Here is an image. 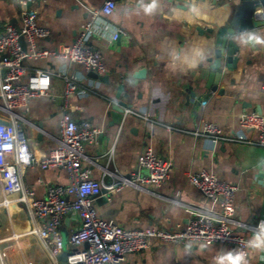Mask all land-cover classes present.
<instances>
[{
  "label": "crops",
  "instance_id": "1",
  "mask_svg": "<svg viewBox=\"0 0 264 264\" xmlns=\"http://www.w3.org/2000/svg\"><path fill=\"white\" fill-rule=\"evenodd\" d=\"M104 0H34L29 6L38 13V23L51 34L37 38L38 49L57 50L72 45ZM241 0H118L113 14L106 18L102 34H93L88 45L102 52L109 82L94 78L83 64L49 55L26 57L32 68L78 76L83 87L70 96L77 120H87L100 129L96 142L86 145L83 165L100 179L102 166L133 177L147 175L140 169L139 156L146 148L170 160V176L161 186L138 182L120 190L111 199H95L97 215L126 229L159 228L175 230L185 226L194 212L211 207V202L190 182L189 174L208 169L220 180L238 186L234 231L250 243L249 255L237 260L236 248L222 243L171 242L157 238L148 248L131 253L124 264H264V234L253 229L264 218V147L259 133L243 130L246 112L264 114V25L230 37L236 44L237 64H224L223 94L206 88L208 58L215 48L216 32L230 26ZM104 22V21H103ZM98 20V24L103 23ZM22 26L20 0H0V34L6 26ZM127 35L111 41L115 28ZM30 53L31 47L22 42ZM148 69L147 78L135 84L132 74ZM123 82L124 93L116 91ZM63 79L52 77V91L61 92ZM132 107L121 112L120 102ZM60 99L51 95L30 99L28 112L16 110L24 118L30 147L46 154L59 145L63 115ZM0 116H7L0 111ZM205 121L223 130L224 139L214 145L202 134ZM171 127V128H169ZM239 134L246 139L237 140ZM234 138V139H233ZM99 158L98 163L92 160ZM136 178V177H133ZM24 185L36 197L44 198L52 184L71 182L65 168L30 167L23 175ZM0 191V264H60L32 230L31 214L16 195L4 203ZM80 225L69 212L60 229L64 250L75 246L70 237Z\"/></svg>",
  "mask_w": 264,
  "mask_h": 264
},
{
  "label": "built area",
  "instance_id": "2",
  "mask_svg": "<svg viewBox=\"0 0 264 264\" xmlns=\"http://www.w3.org/2000/svg\"><path fill=\"white\" fill-rule=\"evenodd\" d=\"M33 1L20 0L22 26L18 28L9 24L0 34V111L7 114L0 116V191L5 197L2 201L5 203L9 195L17 196V201L24 204L36 224L32 230L43 240L55 260L64 250L60 232L64 219L69 212L75 213L80 225L71 233L70 242L75 247L69 251L68 264H124L129 254L148 248L152 238L207 245L228 244L236 248L235 259L248 256L249 241L231 226L236 212L238 186L220 180L206 168L190 173L189 180L210 200L211 207L194 212L185 226L175 230L126 229L97 215L94 207L96 198L106 195L111 199L126 186L138 182L161 186L170 176L172 163L159 157L149 147L140 154L138 161L140 169H147V175L140 176L137 172L133 176L136 178H128L108 166H102V177H93L92 169L84 166L83 162L87 158L86 145L96 142L100 129L87 120L75 119L72 114L79 107L72 106L70 96L83 87L78 76L32 68L25 63V59L30 55L34 58L53 55L105 75L107 68L102 52L89 46L88 41L93 34L104 33L106 18L115 12L118 0H104L101 8L92 11V20L84 26L77 40L57 50L37 48V38L48 37L51 31L38 23L37 11L29 6ZM259 12L264 19L263 12ZM98 20L104 22L98 24ZM126 35L122 28H115L111 41ZM21 37L30 44V53L23 48ZM53 75L63 79L61 92L52 91ZM45 95H51L56 101L60 99L63 112L61 138L57 147L46 154H38L30 147L21 123L24 118L16 110L28 112L30 99ZM241 126L243 130L257 131L258 143L264 147L263 113H244ZM202 134L214 145L224 139L222 128L209 121L204 122ZM236 139L244 140L246 137L239 134ZM98 160H92L93 164H99ZM34 166L65 168L71 182L67 185L52 184L46 196L38 198L35 191L23 182L25 170ZM253 229L264 234V218H260Z\"/></svg>",
  "mask_w": 264,
  "mask_h": 264
},
{
  "label": "water",
  "instance_id": "3",
  "mask_svg": "<svg viewBox=\"0 0 264 264\" xmlns=\"http://www.w3.org/2000/svg\"><path fill=\"white\" fill-rule=\"evenodd\" d=\"M241 2V5L229 21L230 26L222 27L216 32L214 54L207 59L209 72L206 76V88L216 91L218 94H223L225 91L224 86L221 85L223 65L226 63L236 65L238 61L237 56H235L238 46L236 44L230 45V37L235 35L237 31L242 32L264 25V19H262L261 12H259L262 11L264 14V0H241ZM21 42H26L24 37H21ZM147 74L148 69L146 67L137 69L132 74L135 84H138L140 80H145ZM91 75L105 82L110 80L109 75H99L94 71H92ZM124 90L125 85L121 82L117 87L116 96L119 98L124 93ZM124 97H128V94L124 93ZM120 105L122 107L115 106V109L121 112L125 111L124 108L132 107L131 103L124 101H121ZM69 253L68 250H63L58 255V259L61 261L60 264H68Z\"/></svg>",
  "mask_w": 264,
  "mask_h": 264
},
{
  "label": "rangeland",
  "instance_id": "4",
  "mask_svg": "<svg viewBox=\"0 0 264 264\" xmlns=\"http://www.w3.org/2000/svg\"><path fill=\"white\" fill-rule=\"evenodd\" d=\"M145 170V169H144Z\"/></svg>",
  "mask_w": 264,
  "mask_h": 264
}]
</instances>
